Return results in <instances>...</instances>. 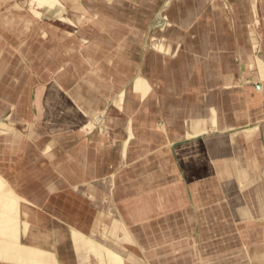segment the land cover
<instances>
[{
    "label": "rangeland",
    "instance_id": "1",
    "mask_svg": "<svg viewBox=\"0 0 264 264\" xmlns=\"http://www.w3.org/2000/svg\"><path fill=\"white\" fill-rule=\"evenodd\" d=\"M250 1L39 0L36 16H32L28 0H0V102L4 108L0 124L8 125L7 130L0 126L2 264L16 263L22 255L20 264H30L34 258L39 264H59L49 251L44 257L23 254L31 240L52 245L61 258L60 246L73 247L81 264H124L127 253L140 264L150 260L159 264H251L235 233L241 227L231 219L213 220L217 233L203 236L190 196L181 197L174 208L162 203L167 196L155 192L178 184L166 172L158 184L153 180L143 190L147 193L155 188L154 198L150 196L155 202L160 198L156 205L163 204V211L158 209L141 222L125 219L129 209H123L124 201L139 203L140 193L131 179L138 170L123 163L126 129L120 116L123 91L130 95L131 88L145 98L172 81L167 89L174 88L177 95L200 92L191 82L202 75L196 71L188 74L193 49L206 40L214 54L213 20L225 31L229 19L244 18L247 11L262 33L264 0H256V15ZM183 9L196 14L188 27L180 25ZM108 32L115 33L111 34L114 37L109 38ZM172 36H178L180 42L170 58L158 43H166ZM82 37L83 41H77ZM91 45L93 52L87 54L84 50ZM69 64L73 66L67 68ZM50 116L56 126L48 128L45 120ZM158 129L164 128L159 125ZM11 135L12 141L4 139ZM168 148L166 168L175 164ZM189 152L185 148V157ZM146 196L150 198L146 194L140 197ZM248 209L241 216L250 214ZM263 239L261 232L258 243ZM189 241L193 249L182 256ZM91 242L99 250L95 255L90 252ZM178 243L184 244L176 248L180 252L163 251Z\"/></svg>",
    "mask_w": 264,
    "mask_h": 264
},
{
    "label": "crops",
    "instance_id": "2",
    "mask_svg": "<svg viewBox=\"0 0 264 264\" xmlns=\"http://www.w3.org/2000/svg\"><path fill=\"white\" fill-rule=\"evenodd\" d=\"M250 5L253 14L259 13L256 0H251ZM195 16L194 12L185 11L180 18V25L188 27ZM251 16L250 11H247L245 17L248 19H229L225 31L220 29V23L213 20L211 43L214 45V54L210 53L212 45L206 40L193 49V57L190 60L192 65L188 74L190 76L196 71V74L202 75L200 78L194 77L191 82H195L200 92L188 91L177 95L174 88H171V91L167 89L172 81L163 83L161 89L157 88L150 96L148 93L145 97L147 100L133 91V88L130 95L123 91V108L119 111L124 120L126 141L121 155L128 168L138 170L133 171L131 179L138 190L137 194L140 193L139 203L135 200L124 201L123 209L129 211L123 216L131 220L130 222H141L158 209L163 211L164 201L174 208L181 203V197L184 199L188 195L191 197L194 216L201 225L199 235L209 236L217 233L211 225L213 220L231 219L241 227V230L235 233L239 234L243 246L248 251L250 263L264 264V242L260 243L261 245L258 243L259 233L262 232L264 237V213L261 214L264 212V31L259 33ZM201 30L206 37L207 31L203 28ZM111 34L115 35L110 32V35L107 34L109 38L112 37ZM183 35L179 36L180 41ZM177 38L178 36H172L166 43L159 42L158 48L172 58L176 55L180 42ZM84 39L77 38V41ZM121 44L126 45L123 42ZM92 47L93 45L88 46L84 51L87 54L93 52ZM206 60L211 62L210 66L213 68L208 67ZM72 66L69 64L67 68ZM161 74H164L163 70ZM146 79L149 83L150 80ZM188 79L183 81L188 82ZM48 99H44L46 103L49 102ZM0 104L3 105L2 102ZM2 110L4 111V108ZM9 117L12 118L7 116V119ZM159 125L164 129H158ZM137 126L138 129H135ZM4 139L12 141L14 138L11 135ZM168 145L172 148H168ZM182 146H186L187 151H190L187 153L188 157H185V148ZM167 148L175 164L166 168L165 163L169 159ZM158 167L159 169H155ZM164 172L168 177H173L174 181H178V184L155 192L156 196L164 194L168 197L167 200L162 199L163 204L157 207V201L161 200L158 198L155 202L152 199L155 188L147 193L143 190L144 185L153 180V183L158 184L156 181L161 179ZM143 194L149 195L150 198L140 197ZM52 197L59 196L52 194ZM245 208H249L247 211L250 214L241 216ZM95 218L93 217L92 225ZM59 219L64 220L61 216ZM73 225L80 228L77 224ZM217 226L215 225V228ZM182 233L178 231V234ZM40 238L42 241L46 240L43 236ZM32 241L29 250L23 254L44 257L45 251H49L54 253L59 264H71L73 259H69L70 251V255L75 257L74 264H81L73 247L68 249L60 246L58 249L63 252L61 258L56 253L57 248L53 249L52 245ZM183 245L172 244L166 246L163 251L171 249L173 253L180 252L176 248ZM94 246L96 245L91 242L89 248L95 255L99 250H94L98 249ZM192 249L189 241L181 255H185V250L190 252ZM103 250L111 252L107 248ZM157 252L162 254L161 250ZM124 257V264L141 263L129 253ZM21 258L19 260L23 261V255ZM36 259L30 264L38 262ZM19 260L11 264H17ZM147 262L159 264L160 261ZM177 263L180 264V261Z\"/></svg>",
    "mask_w": 264,
    "mask_h": 264
},
{
    "label": "bare ground",
    "instance_id": "3",
    "mask_svg": "<svg viewBox=\"0 0 264 264\" xmlns=\"http://www.w3.org/2000/svg\"><path fill=\"white\" fill-rule=\"evenodd\" d=\"M41 3V2H40ZM27 4L29 5V9H31L32 10V16L34 15V16H36V12L34 11V9H35V7H36V5H39V0H28V2H27ZM1 23V22H0ZM13 32V31H12ZM15 35V34H14ZM108 35H110V32H108ZM18 36V35H17ZM112 37H114V36H112ZM14 41H16V40H14ZM161 47V46H160ZM30 55V54H29ZM69 70V69H68ZM50 88H48L49 90L48 91H50V90H52L53 88L51 87V86H49ZM75 96V95H74ZM47 98H48V96H46V98H45V100H47ZM3 107L1 106V104H0V114L2 115L3 114ZM0 115V116H1ZM46 121V123H47V125L46 126H48V128L49 127H55L56 125H55V122L51 119V116L50 117H48V119L47 120H45ZM5 125V126H4ZM0 124V126H2L4 129H5V127L6 128H8V125L7 124ZM5 130H7V129H5ZM3 134V133H2ZM8 189V188H7ZM2 239V238H1ZM31 249V248H30ZM15 257V256H14ZM22 259V258H21ZM4 260H6V259H4ZM4 261H3V259L1 258L0 259V264H2ZM7 262V261H6ZM12 263V262H11ZM36 263V262H35ZM37 264V263H36Z\"/></svg>",
    "mask_w": 264,
    "mask_h": 264
}]
</instances>
